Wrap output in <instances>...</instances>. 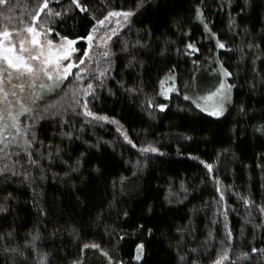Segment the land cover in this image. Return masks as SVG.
Segmentation results:
<instances>
[{
  "label": "trees",
  "instance_id": "trees-1",
  "mask_svg": "<svg viewBox=\"0 0 264 264\" xmlns=\"http://www.w3.org/2000/svg\"><path fill=\"white\" fill-rule=\"evenodd\" d=\"M40 2L9 0L12 11L5 15V8L0 6V20H25L37 11ZM68 2L61 0L65 6ZM82 2L88 4V13L77 9L73 19L64 18V24L59 26L42 13L37 24H47L61 35L75 38L87 35L95 23L93 16L102 19L110 10H132L137 15L130 28L125 25L120 29L119 40L112 38L116 42L113 51L120 53L121 42L134 43L143 36L150 44L151 55L138 56L142 64L134 68L122 69L121 61L116 62L111 78L98 91L99 98L89 105L93 112L110 119L89 123L91 118L83 114L71 117L70 128L80 137L78 140L61 138L55 121L38 123L40 138L59 145L65 153L63 159L85 153L81 169L84 182L75 174L73 180L65 182L66 169L53 167L39 183L35 197L31 189L16 181L7 187L0 184V203L8 192L15 197L8 202L9 211L0 214V233H15L14 241H0V264L8 259L2 251L4 244L15 243L23 248L29 233L36 231L40 233L38 252H26L27 264H37L41 252L48 254L47 264H181L180 255H185L184 264L197 257L198 264H213L221 242L227 245L226 224L232 231L233 248L223 264H233L241 251L250 252L251 247L264 248V228L255 227L264 221V215L255 208L264 205V134L255 131L264 123V86L260 76L251 70L255 66L264 75V43H260L264 38V0H250L247 7L244 0H231L230 4L228 0ZM50 6L60 10L57 5ZM197 6L202 8L203 21L211 32L197 18ZM230 16L236 18L234 28L229 26ZM116 19L111 18L101 31L116 28ZM145 28L151 30V36L144 35ZM217 37L226 44L225 49L217 47ZM49 38L59 40L54 34ZM253 39L259 48L247 47ZM187 43H193L199 51L188 55ZM76 45L81 53L86 40H78ZM162 49H166L164 55L160 54ZM255 56L261 59H255L253 65ZM221 64L233 73L231 78H225L226 83L235 87L228 110L216 118L196 108L192 101H197L203 90L218 87ZM93 68L94 64L88 70ZM173 74L177 91L163 96L160 81ZM84 75L87 81L88 73ZM121 77L125 87L140 91L125 92L116 83ZM74 82L75 76L70 75L39 103H64L65 92L71 93ZM184 95L190 99L185 100ZM148 100L154 107H147ZM158 104H167L168 108L161 111L155 107ZM241 105L245 113L239 111ZM112 118L119 123H112ZM122 132L135 147L125 141ZM149 145L159 151H141ZM201 161L212 164V171ZM241 197L250 198L253 204L246 206ZM39 207L47 211L46 216L40 215ZM178 227L186 229L183 240L176 231ZM140 243L144 244L143 258L137 261L134 257ZM190 248L198 252L189 254ZM252 255L250 262L240 260L239 264H259L264 253ZM8 264L12 262L8 260ZM17 264H21L19 257Z\"/></svg>",
  "mask_w": 264,
  "mask_h": 264
},
{
  "label": "snow or ice",
  "instance_id": "snow-or-ice-1",
  "mask_svg": "<svg viewBox=\"0 0 264 264\" xmlns=\"http://www.w3.org/2000/svg\"><path fill=\"white\" fill-rule=\"evenodd\" d=\"M231 3V0H228ZM250 3V0H244L245 7ZM50 5H57L60 10H56V7ZM0 6H3L7 11L11 12L9 0H0ZM79 10L82 13H88L89 7L86 2L82 0H69L67 5L61 3V0H42L38 3L37 11L32 15L31 24L26 25L23 31L30 34V39L21 38L19 41V50L17 51L16 44L12 41V31L3 30L0 31V184L7 187L12 181H16L20 185H24L31 189L34 197L38 195L37 188L39 183L47 178V172L53 167H63V177L65 182L75 178H80L83 183L81 169L85 160V153L81 152L78 157L73 159L72 156H68V159H63L65 155L64 150L52 141L45 143V140L41 139L38 135L37 125L40 121L49 120L55 121L57 128L59 129V136L72 142L73 139H79L70 128V118L83 114L85 117H90L91 121H109L107 115H100L93 112L89 105L99 98L98 91L105 87L106 81L111 78V73L114 70V65L117 61H121L120 67L134 68L142 64V61L138 60L140 55H151V47L148 42L144 41V37H139L134 43L131 41H123L120 43V53L113 51V45L116 43L113 41V37H117L119 40V31L123 29L125 25L129 28L132 25V19L137 15V12L132 10H110L102 19H97L95 16L92 19L95 21L91 25V30L86 36H76L70 38L69 35H61L55 28L48 26L47 24L37 21L42 19L41 14L51 23L57 24V26L64 24L65 19H73L72 13L75 10ZM245 10L241 8V13ZM3 15V12H0ZM196 16L204 23L206 31L211 32L208 27V23L203 21V10L200 6H197ZM117 18L115 23L116 28L109 27L105 31L104 35H99V32L106 24L110 22L111 18ZM123 21V23H122ZM230 28L236 26V18H229ZM13 31H20L19 29H13ZM145 36H151V30L145 28ZM245 35H248V29H244ZM59 37L58 42H54L53 38H49L50 35ZM212 36H216L212 33ZM78 40H86L88 47L84 49L83 55L73 60V55L80 51L75 48L74 45ZM109 42H112L110 44ZM260 43H264V38ZM95 47L99 49V55L95 59L90 57V51ZM217 47L225 49L227 46L223 42L219 41L217 37ZM247 47L249 49L259 48L260 44L255 40L248 42ZM186 50H190L187 54L191 55L198 52L199 49L193 43H187L185 45ZM179 51V50H178ZM241 51H243L241 49ZM166 49L160 50V54L164 55ZM123 56V61L121 57ZM85 58L88 59V63L94 64V68L89 71L85 67H82L86 63ZM255 59H261L259 56H255L253 59V65ZM264 63V60H262ZM222 69L223 77L231 78L233 73L227 68L220 65ZM76 68L75 73L72 69ZM252 72L257 76H260L262 86H264V75L257 70L255 66L252 67ZM171 72V70H169ZM87 75V81H85V73ZM70 75L75 76L74 87L71 89V93L65 92L67 98L64 103L60 105H48L39 103L44 100L47 93L52 92L56 88L64 84ZM169 80L175 81V75L168 77ZM125 92L136 93L140 91L137 88H127L124 86L123 78L116 81ZM161 85L165 83L164 80L160 81ZM6 85L8 87L6 88ZM235 87L233 84H226L221 79L218 87L214 92L209 93L208 97L204 99H214L212 110L208 111L201 103L193 100L195 107L201 111H206L210 116L219 118L225 114L228 110L227 105L231 102V90ZM256 83L255 77L251 84L250 90H255ZM169 92L177 91L174 85L168 89ZM163 93V90L161 92ZM185 100H189L188 95H184ZM147 107H154L151 100L147 101ZM161 111L168 108L167 104L155 105ZM239 111L245 113L246 109L243 105L240 106ZM151 115V113H149ZM23 117V120L21 119ZM112 123H119L114 118ZM69 129L65 131L64 129ZM121 131V129H117ZM255 131L264 134V123L258 125ZM125 141L132 144V141L128 138L126 132H122ZM63 143V139L61 140ZM135 147L134 144H132ZM89 147H95V145H89ZM144 152H158L159 149L148 146L141 149ZM264 159V157H261ZM47 161V164H45ZM69 161H72L69 163ZM201 163H205L201 161ZM205 167L209 172L212 171V164L205 163ZM99 171V168L96 169ZM58 175V174H54ZM73 187H76L73 184ZM186 191V190H185ZM219 191V188L217 189ZM15 197L12 192H8L3 197V203H0V214L7 213L9 211L8 202ZM243 203L248 206L253 204L250 198L241 197ZM221 200H223V193H221ZM33 204L36 200L33 199ZM171 203V201H169ZM256 209L264 215V205H256ZM41 216H46L47 211L43 207H39ZM127 215V212L124 213ZM227 217V209L224 213ZM251 222V221H249ZM143 227V226H141ZM255 227L264 228V221ZM226 228V241L221 242V248L218 251V258L213 264H223V261L229 259V249L233 248L231 243L232 231L231 228L225 225ZM177 233L181 234V240L184 239L183 233L186 231L184 227H178ZM191 234V229H188ZM75 233V228L72 229ZM56 233L53 232V235ZM149 235H151V229H149ZM30 239L25 240L24 247H20L18 244H4L3 254L8 258L5 264H8V260L12 264H17V257L21 258V264H27L29 257L26 252H38L37 241L40 240V233L36 231L34 234L29 233ZM211 232H209V239H211ZM14 231H8L7 233H0V241H14ZM207 242L205 243V247ZM87 247V245H85ZM92 247H98V245H92ZM144 244L137 245V255L135 260L140 261L143 258ZM181 244L178 242L177 250L180 251ZM197 248L188 249L189 254L197 253ZM264 253V248L251 247L250 252L241 251L237 260L233 264H239L240 260L251 261L253 259L252 254L260 255ZM106 256L107 252L104 253ZM47 253H39L37 264H47ZM111 259V257H109ZM181 264H184L185 255L178 257ZM199 257L192 259L190 264H198ZM79 264V262H74ZM122 264V262H121ZM259 264H264V255H260Z\"/></svg>",
  "mask_w": 264,
  "mask_h": 264
},
{
  "label": "rangeland",
  "instance_id": "rangeland-1",
  "mask_svg": "<svg viewBox=\"0 0 264 264\" xmlns=\"http://www.w3.org/2000/svg\"><path fill=\"white\" fill-rule=\"evenodd\" d=\"M8 13H10L9 11H7L6 9L4 10V14L7 15ZM12 15V14H10ZM31 18H32V15L29 16L27 19L25 20H21V17L20 18H3L0 20V31H3V30H9V31H12V36H11V39L12 41L16 44L17 46V51L19 50V41L21 38H25V39H30V34H28L26 31H23V29L25 28L26 25H29L31 24ZM13 29H19L20 31H13ZM101 31V30H100ZM106 29L102 30L99 35L103 36L104 33H105ZM59 40L57 41H54V42H58ZM75 48L78 49L77 45L75 44L74 45ZM88 47V42L86 41V47L85 49ZM99 49H97L95 47V44H94V47L93 49L90 51V57L92 59H95L96 58V53H99ZM83 55V52H76L72 59L73 60H76L78 57L82 56ZM89 58H85L86 60V63L84 65H82V67H85L86 69H89L93 64L92 63H88ZM74 69L76 68H73L72 69V72L74 71ZM169 76L165 77L164 80L165 83L163 85L160 84V88H161V92L163 90V93L162 94L163 96H167L168 94H170L171 92H174V91H171L169 92L168 89L170 87H175L176 89V84H175V81H171L168 79ZM224 78V82L226 83L225 81V78L226 77H223V74H221V79ZM227 84V83H226ZM8 87V85H6V88ZM216 89L212 90L211 88L209 90H203V94H200V97L197 98V102L201 103L204 107H206L208 109V111H211L212 110V107H213V104L215 103L214 99H204L206 97H208L209 93L211 92H214ZM206 112V111H205ZM208 113V112H207ZM137 255V253H136Z\"/></svg>",
  "mask_w": 264,
  "mask_h": 264
}]
</instances>
